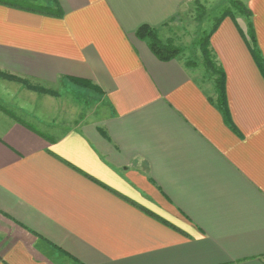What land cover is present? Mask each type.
<instances>
[{
	"label": "crops",
	"instance_id": "0c3cea01",
	"mask_svg": "<svg viewBox=\"0 0 264 264\" xmlns=\"http://www.w3.org/2000/svg\"><path fill=\"white\" fill-rule=\"evenodd\" d=\"M30 1H0V72L18 79H0V264H264V76L245 38L251 23L264 58V0L210 38L234 128L214 80L136 35L199 0Z\"/></svg>",
	"mask_w": 264,
	"mask_h": 264
},
{
	"label": "rangeland",
	"instance_id": "374dc122",
	"mask_svg": "<svg viewBox=\"0 0 264 264\" xmlns=\"http://www.w3.org/2000/svg\"><path fill=\"white\" fill-rule=\"evenodd\" d=\"M0 1L22 8H37L38 6H35L36 3L30 0ZM248 1L199 0L197 4L193 3L190 7H186V11H183L179 18L158 31V36L163 44H169L180 51L179 57L184 59L188 67L198 71L200 81H213L214 74L207 66L208 62L201 52L200 43L202 41L208 43L214 27L225 13L230 12L237 20L247 22V15L249 14ZM78 92L71 91L70 93L80 100V104H86L87 100L94 97V93L89 90ZM0 99L3 102L1 97Z\"/></svg>",
	"mask_w": 264,
	"mask_h": 264
},
{
	"label": "trees",
	"instance_id": "16d2710c",
	"mask_svg": "<svg viewBox=\"0 0 264 264\" xmlns=\"http://www.w3.org/2000/svg\"><path fill=\"white\" fill-rule=\"evenodd\" d=\"M199 1H196L197 4ZM58 5L56 2L51 4H47L43 7H41V10L43 13H46L47 15H53L55 12L58 11ZM249 14L247 15V18H251L252 13L248 8ZM61 14H59L60 16ZM227 17H231L235 19V16L231 14L230 12L225 13L223 17L217 22L216 26L213 29L212 34L216 31L220 23ZM211 34V35H212ZM137 38L142 41H146L149 45L150 50L152 53L161 61L167 62L171 61L177 57H179L180 51L178 49H175L173 46L169 44H163L160 40V37L158 36V30L153 29L149 26H143L137 31ZM246 38L247 45L251 51V54L253 58L255 59L261 73L264 76V58L262 56V53L257 45L254 29L251 23H249V31H248V37ZM201 52L203 53L207 63V66L209 70L214 74L213 80L215 85V91L217 95V106L223 113L225 120L229 126L234 128V125L231 121L228 106H227V94H226V75L224 70L221 68V66L217 63V60L211 50L210 46V38L208 40V43L206 41H202L200 43ZM0 78L3 79H9V80H18L14 77H9L5 73L0 72ZM71 82L75 84L78 87H82L85 89H92L94 86H92L91 83L72 79ZM37 91H42L36 88ZM96 90V89H95Z\"/></svg>",
	"mask_w": 264,
	"mask_h": 264
}]
</instances>
